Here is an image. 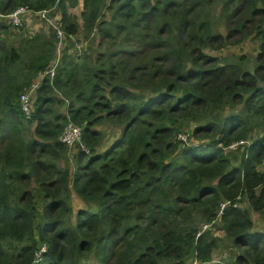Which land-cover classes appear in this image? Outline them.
<instances>
[{"label": "trees", "instance_id": "16d2710c", "mask_svg": "<svg viewBox=\"0 0 264 264\" xmlns=\"http://www.w3.org/2000/svg\"><path fill=\"white\" fill-rule=\"evenodd\" d=\"M80 1L0 3V264H264L251 217L264 213V0ZM249 38L253 61L208 53ZM100 40L112 49H85ZM68 124L82 128L74 148Z\"/></svg>", "mask_w": 264, "mask_h": 264}, {"label": "rangeland", "instance_id": "374dc122", "mask_svg": "<svg viewBox=\"0 0 264 264\" xmlns=\"http://www.w3.org/2000/svg\"><path fill=\"white\" fill-rule=\"evenodd\" d=\"M80 2H81V7L83 8V4H82L83 0H81ZM221 9H222V3L216 2L215 5H214V8L212 9V11H221ZM73 13L75 15H77L79 17V19H80V22H82V20H81V13H82L81 8L78 7L77 9L73 10ZM31 24L32 25L29 24V26L25 27L21 31H15V30L12 29L14 31V33L10 29L9 33L11 35L15 36V34H16V35H20L21 37L15 40L13 36H10L7 39V41H6L7 44L8 45H13V46L18 47V48L21 49L19 43L20 42L25 43L26 40H30L33 37V31L31 29H33L34 26L36 25L35 19H33V22H31ZM45 27H47V26H45ZM84 45H85V49L91 48L94 52H97V51L98 52L99 51L103 52L104 50L107 51V50L112 49V47H113V44H111V43H109L107 41H101V40L97 41L95 43H92V44H90V43L85 41ZM259 45H260V43H259V41L257 39L249 38V39L243 41L240 44L230 45L227 49L220 50V51H208V53H209V55L224 59L225 63H232V62L236 61L240 57H245L246 59H248L250 61H253V59L256 57V55L259 54L258 53V48H259L258 46ZM62 51L64 52V50H62L60 48L58 53L61 54ZM81 53H82V51H81ZM95 60L96 59H92V61H95ZM51 74L53 76L54 72L51 73ZM57 95L59 97L63 96L60 92H57ZM60 110L61 111L63 110V112L66 113L65 108H60L58 111H60ZM234 111L235 110H231L230 113H232ZM35 127H36V123L28 126L26 137L30 136L29 140L34 138L33 134H34V131H35ZM101 130L102 131H106L105 128H101ZM187 134H189V132H187ZM187 140H188V138H186V140H184V141H187ZM199 144H200V142L192 139V141H189V145L187 147H195V146H198ZM70 165H71L72 168L75 167L74 163L70 162ZM236 202H239V205L243 209H248L249 208V206H248V204L246 202V197L245 196L239 195L237 197V199H236ZM75 213H76V211H75ZM251 217H252V219H253V221L255 223L256 228H258L259 230H264V213H259V212H253L252 211L251 212ZM195 222H196L197 227L201 228V230L202 229L206 230L208 228V226H206L204 224V222L201 221V217L200 216H196L195 217ZM216 235L218 237L226 239L225 230L217 229L216 230ZM225 242L226 241L224 240L222 242V244H221L220 249L217 250V252H216L217 253L216 256H215V261L216 262L219 261L221 263H225L227 258H230V254L233 252V251H231L229 249V247H227ZM91 261L94 262L93 260H91Z\"/></svg>", "mask_w": 264, "mask_h": 264}, {"label": "built area", "instance_id": "2783aa9c", "mask_svg": "<svg viewBox=\"0 0 264 264\" xmlns=\"http://www.w3.org/2000/svg\"><path fill=\"white\" fill-rule=\"evenodd\" d=\"M1 3V0H0ZM28 13V10L26 8H20L17 11H15L14 13H11L10 17L12 18V22L16 25V26H21V19L19 18V14L20 13ZM43 14H47V12H44ZM3 15L0 13V18H2ZM49 20V19H48ZM50 25L54 28L55 31H57V33L59 34V36L61 37L63 32L61 30V28L59 27V25H57V23L55 21H50L49 20ZM12 24V23H11ZM13 25V24H12ZM14 26V25H13ZM51 73H53V70H51ZM45 75H41V77L43 78ZM41 78V79H42ZM41 83V80L38 81V85L34 86V88L32 90H36L39 85ZM21 111L23 112L25 118L27 120H31L33 117V113H34V102H33V98H31V94L26 93L23 94L21 96ZM81 138H82V128L78 125H74V124H68L67 127L65 128V130L63 131L62 135H61V142L64 143L65 145H67L69 148H74L78 143L81 142ZM187 136L185 135L183 137V141L186 140ZM248 143L241 141L239 143H235L233 145H231V149H235L237 150L240 146H244ZM82 149L86 152L89 153V149L85 148V146L82 147ZM263 166H264V161H263ZM231 205L230 201H227L225 203L221 204V209H220V214L223 213V211L225 210V208L227 206ZM239 204L238 203H234L233 206L237 207ZM47 251V247L44 246L37 254H36V262L41 261V256L43 253H45Z\"/></svg>", "mask_w": 264, "mask_h": 264}, {"label": "crops", "instance_id": "0c3cea01", "mask_svg": "<svg viewBox=\"0 0 264 264\" xmlns=\"http://www.w3.org/2000/svg\"><path fill=\"white\" fill-rule=\"evenodd\" d=\"M33 136H34V134H33ZM29 137H30V136H29ZM29 137H26V139L29 140ZM34 137H35V136H34ZM58 165H61V163H58Z\"/></svg>", "mask_w": 264, "mask_h": 264}, {"label": "clouds", "instance_id": "9594fccd", "mask_svg": "<svg viewBox=\"0 0 264 264\" xmlns=\"http://www.w3.org/2000/svg\"><path fill=\"white\" fill-rule=\"evenodd\" d=\"M246 145H247V144H246ZM244 146H245V145H244ZM238 149H239V148H238ZM238 149H237V150H238ZM220 215H221V214H220Z\"/></svg>", "mask_w": 264, "mask_h": 264}]
</instances>
